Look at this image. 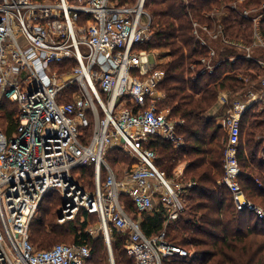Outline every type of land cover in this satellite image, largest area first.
Masks as SVG:
<instances>
[{
    "label": "built area",
    "instance_id": "built-area-1",
    "mask_svg": "<svg viewBox=\"0 0 264 264\" xmlns=\"http://www.w3.org/2000/svg\"><path fill=\"white\" fill-rule=\"evenodd\" d=\"M227 7L252 21L251 44L224 33L220 19ZM263 10L264 2L240 9L233 1L210 11L211 25L193 20L195 40L208 49L199 73H213L221 63L217 41L253 60L252 48L264 47L257 31ZM151 20L145 0H0V96L18 108L12 135L0 128V264H89L92 251L85 244L56 243L48 249L31 244L30 224L51 193L62 201L59 222L73 220L80 210L96 214L109 264H115L111 229L127 233L124 249L134 264L192 256L166 239V225L183 212L182 196L193 183L181 182V170L167 177L151 147L154 138L182 145L176 134L182 121L158 106L165 72L154 51L138 48L151 37ZM257 61L263 67L258 88L234 97L220 119L226 137L218 183L229 190L237 211L262 219L264 209L239 181L238 161L243 115L252 105L264 111V61ZM229 94L221 92L217 101L229 104ZM114 147L134 159L130 168L117 172L108 164L106 155ZM87 166L93 168V189L77 179L78 169ZM123 195L138 217L152 211L157 198L166 214L163 228L146 236L124 210Z\"/></svg>",
    "mask_w": 264,
    "mask_h": 264
},
{
    "label": "trees",
    "instance_id": "trees-1",
    "mask_svg": "<svg viewBox=\"0 0 264 264\" xmlns=\"http://www.w3.org/2000/svg\"><path fill=\"white\" fill-rule=\"evenodd\" d=\"M238 2L240 9L259 8L264 0H145V8L151 16V37L138 48L158 51V68L164 70L165 76L158 88L164 92L160 100V109H168V117L181 120L176 126V134L183 141L179 147L169 141L154 138L151 147L159 154L157 166L171 175L172 170L182 162L186 163L182 183L192 182L182 196L183 212L177 219L166 225L168 242L183 247L192 256L186 259H174L166 264H264V218L237 211L234 208L229 190L218 183L222 177L223 151L226 134L216 121L223 118L230 108L234 97H242L246 89H257L263 74V67L257 60L264 61V47L252 48L253 60H246L239 55L240 50L214 42L217 59L221 63L213 73H199L200 59L208 54L207 47L195 40L192 34V21L211 25L209 13L224 4ZM258 22V35L264 42V10ZM224 33L231 40L251 44L253 24L250 19L230 7L220 19ZM143 46V47H142ZM161 50V51H159ZM235 56L231 62L230 57ZM191 66L193 67L191 69ZM196 76L194 80L192 77ZM159 90V91H160ZM229 92V104L224 105L214 115L209 110L217 102L221 92ZM8 99H0V110L5 111L6 128L9 137L16 130V111L9 109L12 105ZM17 106V105H16ZM16 117L14 119V115ZM264 111L250 106L241 119L240 135L246 129L244 141L240 139L238 161L241 168L239 181L246 196L264 208V160L259 157L263 148L262 141L256 135L264 130ZM241 138V137H240ZM128 159L120 148L114 147L107 153V162L112 163ZM128 161V160H127ZM134 163L130 159L128 166ZM130 168V167H129ZM115 171L118 172L116 169ZM81 178L93 182L92 166L78 169ZM92 179V180H91ZM93 189V188H92ZM51 193L40 202L35 217L29 227V240L37 249H48L57 242L66 244H85L93 254L89 264H105L99 254L100 244L91 237L87 225L89 221L98 222L96 214L80 210L73 220L59 224L55 221L56 206L61 203ZM124 210L140 223L146 236H151L163 228L166 214L157 202L152 211L136 215L134 204L127 196H121ZM185 202V203H184ZM59 215V214H58ZM127 233L110 230L115 264H134L124 249ZM103 244V237H99ZM56 244V243H55ZM54 245V244H53ZM52 245V246H53ZM191 246L192 251L187 248ZM109 264V262H108Z\"/></svg>",
    "mask_w": 264,
    "mask_h": 264
},
{
    "label": "rangeland",
    "instance_id": "rangeland-1",
    "mask_svg": "<svg viewBox=\"0 0 264 264\" xmlns=\"http://www.w3.org/2000/svg\"><path fill=\"white\" fill-rule=\"evenodd\" d=\"M134 0H128V3H131V2H133ZM145 10H146V8H145ZM147 11V10H146ZM143 47V46H142ZM159 51H161V50H159ZM155 53H158V51H155ZM153 60H154V57H153V55H150V58H149V62H153ZM166 60H167V58H165V59H162V60H160V62H162V63H164V62H166ZM158 90H160L159 88H158ZM160 92L161 93H163L164 94V92L162 91V90H160ZM0 99H2V97L0 96ZM4 99H6V97H4ZM12 105H9L8 107H9V109H15V111H16V114L18 113V108H17V106H16V104L15 103H11ZM4 112L5 111H2V110H0V128L2 129V130H5V128H6V117H5V114H4ZM16 114L14 115V119H15V117H16ZM217 125H218V123H217ZM89 130H91V126H90V129ZM225 134H226V132H225V130L223 129L222 130ZM245 132H246V129H244L243 131H242V135L240 136L241 138V140L242 141H244V136H245ZM157 154H158V152H157ZM158 156H159V154H158ZM106 159H107V155H106ZM130 159H131V157L130 156H128V159L126 158V160L124 161V160H121V161H117V162H115V163H112V166L114 167L113 169L114 170H118V172H120V171H124L126 168L128 169L129 167H131V165H129L128 166V162L130 161ZM128 160V161H127ZM164 173H165V175L167 176V177H169V178H172L173 176H174V171L172 170V174L171 175H169V174H167L166 173V171H164V170H162ZM77 179L79 180V182L82 184V185H84L85 187H87V188H89V189H92L93 188V182L91 181V184H89L90 183V180H87V178L86 177H84V178H81L80 177V175H77ZM92 180V179H91ZM58 196V195H57ZM57 196L56 195H52V196H50V197H53L54 199H56L57 198ZM58 199V198H57ZM56 199V200H57ZM58 202H59V200H57ZM184 201V200H183ZM253 201V200H252ZM62 202V201H61ZM158 202V200H157V198L155 199V203H157ZM254 202V201H253ZM185 203V202H184ZM256 204H258L259 206H261L262 208H263V206L260 204V203H258V202H255ZM60 205H61V203H59L57 206H56V209H55V211H56V214H57V217H58V214H59V208H60ZM264 209V208H263ZM78 215V214H77ZM55 221H57L59 224H64V222H59V220L56 218V216H55ZM87 229H88V232H89V234L91 235V237L93 238V239H95L96 240V242H98L99 244H100V250H99V254H101V256L104 258V262H105V264H108V249H107V242H106V240H105V238H104V232H103V230L100 228V225H99V223L97 222V221H94V223H92L91 221H89V223H88V225H87ZM110 233V232H109ZM100 236H102L103 237V244H101V242H100V239H99V237ZM57 242H68V240H64V241H62V240H58ZM57 242H54L53 244H55V243H57ZM52 244V245H53ZM52 245H50V246H52ZM111 248H112V245H111ZM187 248L188 249H190L191 251H192V247L191 246H187ZM112 254H113V256H114V259H115V256L117 255L116 253H115V251L113 250V248H112ZM92 257H93V254H92ZM117 257H120L119 255H117ZM92 259V258H91ZM91 261V260H90Z\"/></svg>",
    "mask_w": 264,
    "mask_h": 264
},
{
    "label": "crops",
    "instance_id": "crops-1",
    "mask_svg": "<svg viewBox=\"0 0 264 264\" xmlns=\"http://www.w3.org/2000/svg\"><path fill=\"white\" fill-rule=\"evenodd\" d=\"M222 105L217 101L214 105H213V107L209 110V115H214L215 113H217L218 111H220L221 109H222ZM220 119L221 118H219V119H217V121H216V123H218V125H220L221 126V124H220ZM264 119V118H263ZM222 127V126H221ZM241 136V135H240ZM256 138L259 140V141H262L261 143H262V145H263V148L260 150V155H259V157H261L263 160H264V130L261 132V133H259V134H257L256 135ZM182 143H183V141H182ZM175 147V146H174ZM185 166H186V163L185 162H182V163H179L174 169H173V171L174 172H176L177 170H181L182 171V175H183V172H184V168H185Z\"/></svg>",
    "mask_w": 264,
    "mask_h": 264
}]
</instances>
